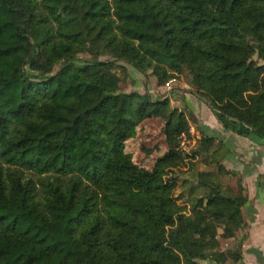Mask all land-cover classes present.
I'll use <instances>...</instances> for the list:
<instances>
[{
	"label": "trees",
	"instance_id": "1",
	"mask_svg": "<svg viewBox=\"0 0 264 264\" xmlns=\"http://www.w3.org/2000/svg\"><path fill=\"white\" fill-rule=\"evenodd\" d=\"M120 60L160 83L188 72L225 128L264 137V0H0V264H243L220 248L243 187L204 170L178 201L189 118L122 90ZM150 116L168 149L147 167L126 141Z\"/></svg>",
	"mask_w": 264,
	"mask_h": 264
},
{
	"label": "crops",
	"instance_id": "2",
	"mask_svg": "<svg viewBox=\"0 0 264 264\" xmlns=\"http://www.w3.org/2000/svg\"><path fill=\"white\" fill-rule=\"evenodd\" d=\"M194 104L198 122L192 129H201L211 137L212 144L204 157L197 155L191 163L186 160L178 169L177 194L187 201L201 193L205 187L200 183V172L211 170L212 181L233 192L243 187L245 202L241 206L242 227L235 236L226 238V246L241 244L243 264H264V137L256 134H241L224 127L207 100ZM171 103V101H170ZM204 156V155H203ZM223 165L222 170L220 166ZM225 264H237L229 260Z\"/></svg>",
	"mask_w": 264,
	"mask_h": 264
},
{
	"label": "rangeland",
	"instance_id": "3",
	"mask_svg": "<svg viewBox=\"0 0 264 264\" xmlns=\"http://www.w3.org/2000/svg\"><path fill=\"white\" fill-rule=\"evenodd\" d=\"M81 55L92 57V54L89 52L82 53ZM100 56L102 58L110 57L106 52H102ZM120 63L122 65L118 69V72L121 76L120 88L122 90H138L144 94V96L150 97L151 99L169 96L171 107H177L186 112L190 121V128L188 131H185V138L182 136L180 137L178 149L187 155V161L195 163L196 161H193V159L196 158L194 151L199 146L200 139L206 134L202 132L201 129H199V131L198 129H192L193 125L196 126V124L199 123V120L196 116V108L192 110L190 107L192 106L193 108L194 104H192V102L189 103L188 97L197 99L198 102H205L206 97L201 94L199 95L197 91H195L191 83L190 74L188 72H182L160 83L151 70L143 73L128 62L120 60ZM164 124L165 119L163 116H150L141 121L133 129L132 135L126 141V149L132 153L133 158L138 163L151 167L155 158L168 149V144L163 132ZM183 165L184 164L181 166ZM180 167L176 168L175 173H177ZM175 194L180 203H187V201L180 199L179 194H177V189L175 190ZM225 242L226 238H221L220 248H231L232 250L237 248V246L228 247Z\"/></svg>",
	"mask_w": 264,
	"mask_h": 264
},
{
	"label": "built area",
	"instance_id": "4",
	"mask_svg": "<svg viewBox=\"0 0 264 264\" xmlns=\"http://www.w3.org/2000/svg\"><path fill=\"white\" fill-rule=\"evenodd\" d=\"M181 136H182L183 138H185V137H186L185 132H183Z\"/></svg>",
	"mask_w": 264,
	"mask_h": 264
}]
</instances>
